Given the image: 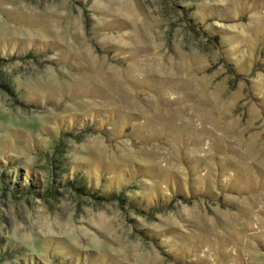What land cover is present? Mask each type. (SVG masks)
<instances>
[{"label":"rangeland","instance_id":"obj_1","mask_svg":"<svg viewBox=\"0 0 264 264\" xmlns=\"http://www.w3.org/2000/svg\"><path fill=\"white\" fill-rule=\"evenodd\" d=\"M0 264H264V0H0Z\"/></svg>","mask_w":264,"mask_h":264}]
</instances>
